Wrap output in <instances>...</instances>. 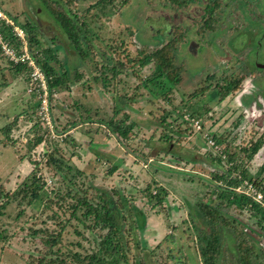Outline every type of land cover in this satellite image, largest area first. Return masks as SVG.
<instances>
[{"label":"rangeland","instance_id":"374dc122","mask_svg":"<svg viewBox=\"0 0 264 264\" xmlns=\"http://www.w3.org/2000/svg\"><path fill=\"white\" fill-rule=\"evenodd\" d=\"M96 1L62 0L66 8L79 13L85 12L87 20L96 31L99 30L103 38L101 43H96L95 60L83 62L69 48V41L52 17L48 0H0L1 7L10 15L16 16L20 21L28 19L37 23L39 32H42L46 40L53 35L50 29L54 30L61 42L58 41L52 48L62 62L71 66V78L74 70L82 73L80 83H72L70 89L60 87L53 91L51 113L58 130L67 121L84 118L88 114V108L91 109L92 116H95L93 111L99 114L93 118L107 119L114 104L120 109L117 118L128 114L130 121L127 124L135 122L127 144L112 135L106 125L92 121L70 130V141L76 142L74 146L70 141H53L49 146H61L65 158H69V163L88 173L95 186L105 189L121 188L133 198L138 208L145 213L146 222L144 228L136 233L137 238L142 243L145 242V248L140 249L133 245L132 253L142 256L141 260L145 264H202L195 246V235L190 229L193 225L191 215H195L193 218L198 226H204L195 207L196 202L208 200L210 204L217 205L220 201L217 195H207L211 181L206 178L209 177L206 169L217 170L221 165L225 169L229 166L224 150L226 143H231L237 151V148L249 146L262 138V145L257 153L250 157L244 156L242 161L243 168L255 174L264 160V104L256 102L255 105L252 99L249 100V93L245 92L248 87L242 85L238 91L229 94L222 101L208 99L211 109L198 117L201 123L199 131L192 126L193 130L188 127L190 132L178 142L160 140L164 127L160 122L162 116H166L173 123L177 121L183 128L187 123L181 121L180 116L188 111L186 109L199 108L201 102L197 99L201 96H205L204 100L210 98L207 95L214 83L226 74L232 64L226 60L228 39L220 33L216 39L223 42V47L214 46L211 49L205 42H200L199 34L195 36L194 31L201 22L199 13L203 8L200 0L190 2L185 9L177 12L162 0H128L123 4L121 3L124 0H114L112 5L101 4L89 12V6H93ZM176 25L182 26L186 35L179 44L176 59V64L181 66V82L175 86L170 101L155 98L148 86L136 88L139 79L133 70L137 69L141 78H144L151 72V65L139 68L135 64L133 69L126 62L128 69L119 74L121 81L117 83L115 90L111 86L110 91H106L95 81L94 74L99 73L102 58L100 53L105 52L103 45L109 42L114 44V39L119 38L126 42L129 56L134 58L139 46L144 47L146 52H151L167 41ZM224 27L222 25L221 29ZM228 33L230 32L225 34ZM191 39L199 44L197 55L188 49ZM123 56H116V62L118 63L119 58L124 63ZM8 67L9 64L0 57V128L20 115L18 126L12 131L13 137L10 136L11 140L0 133V185L12 191L32 171L30 156L34 154L33 159H39L44 142L30 153L29 145L25 141L34 138L33 131L29 129L36 125L38 105L34 95L27 92L26 80L17 78L8 83L10 80L5 77ZM207 74L209 77L206 79ZM200 86H208V89L190 98L188 95L193 94L195 88ZM122 87L126 89L125 99L119 97V94H123ZM243 88L245 90L242 92ZM168 111L171 113L169 116L165 115ZM238 117L242 118L236 124ZM39 127L36 125L34 129L38 133H44V128ZM56 132L50 131L53 137H59ZM205 134L209 138L212 134L225 135V143L222 141L217 144V148L211 146L212 149H209ZM209 150L213 151L211 155ZM212 155H216L215 158L220 156L222 164L219 159L213 160ZM111 168L113 171H109ZM40 172L51 185L48 177L50 172L46 166L42 165ZM235 175L236 172L230 174ZM259 177L264 178V171ZM152 180H156L168 191L163 206L153 208L144 196V187ZM45 189L49 192V187ZM218 207L238 220L239 228L255 242L260 254L259 261L263 260L264 229L256 224L251 213L227 202L218 204ZM39 211L37 204L18 203L15 199L4 207L0 215V231H3L4 236L0 239V264H30V255H36L35 248L39 246L38 241L31 238L30 228L45 226L40 222L44 215ZM168 234L169 238L164 239ZM68 237L76 238L74 234ZM83 243H86L85 240ZM228 250L227 246L224 260L229 255Z\"/></svg>","mask_w":264,"mask_h":264},{"label":"trees","instance_id":"16d2710c","mask_svg":"<svg viewBox=\"0 0 264 264\" xmlns=\"http://www.w3.org/2000/svg\"><path fill=\"white\" fill-rule=\"evenodd\" d=\"M125 1L128 0L122 1L121 4ZM162 1H164V4H169V7L176 12L185 9L190 3V0ZM114 2V0H97L93 6H89L88 11L90 12L95 6L106 3L112 5ZM48 6L54 21L69 41V48L81 61L93 62L95 53H97L96 43H101L103 38L100 36L99 30L96 31L87 20L86 13H79L66 8L62 0H48ZM212 13H210L211 19L209 17V21L201 20L197 29L199 34H202L206 28L214 29ZM10 16L25 30L30 55L47 79L51 105L53 91L60 89V87L70 89L72 83H80L82 73L74 70V76L71 78V70L69 71L71 66L62 62L56 50L52 48V45H55L58 41L61 42L54 30L48 28L53 35L49 40H46L42 32H39L37 23L28 19L20 21L16 16ZM2 33L15 49L20 47L21 41L17 40L10 28H5ZM185 35L184 28L176 25L172 28L167 41L151 52H146L144 47L139 46L137 56H134V58L129 56L130 52L126 48V42L116 38L114 44L109 42V44L103 45L105 52H99L102 58L99 64V73L94 74V79L106 91H110L111 86L115 90L117 83L121 81V78H118L119 74L128 69L126 62L128 65H132L133 69L136 66L135 64L139 68L151 65V72L144 78H141L137 69L133 70V73L139 79L136 88L148 86L152 89L151 93L155 98L160 97L170 101L175 86L181 82V66L176 64V59L179 44L184 41ZM122 54L125 58L124 63L119 58H117V63L116 56L119 57ZM0 57L9 64L5 73V77L10 80L8 83L21 78L26 80L28 87L30 67L26 63H14L8 60L1 47ZM80 60H76V62H80ZM237 88V80L226 79L223 82H215L209 95H207L210 98L207 97L204 100L205 96L199 97L197 100L201 102V106L199 108L188 107L186 110L190 113L188 111L185 113L190 117L198 118L211 109L209 100L216 98V101H222L229 94L236 91ZM207 89L208 86L197 87L194 93L188 96L193 98L194 95L201 94ZM121 90L123 94H119V97L125 99L126 89L122 87ZM34 97L38 105L39 100L35 95ZM132 99L131 97L130 100ZM190 102L192 103V101ZM119 111L117 104H114L112 113L107 116V119L101 117L95 119L93 117H97L99 114L97 111H93L95 116H92V111L88 108L86 109L88 114L84 118L80 117V120L67 121L61 130H58L54 116H52L53 124L55 123L54 131H57L56 135L59 137H53L44 120L40 116H36V125L44 128L45 132L38 133V130L34 129L36 125L32 126L29 130L33 131L34 138L26 140L25 143L29 145L31 153L35 147L44 142L43 150L39 153L40 158L33 159L34 154H32V157L30 156L33 166L32 171L22 179L14 190L9 191L3 185H0V215L4 207L14 199L18 203L37 204L40 209L39 212L44 215L40 218L41 224L45 225L44 227L30 228L31 238L36 239L39 244L35 248L37 254L30 255V264H145L141 260L142 256L132 253L133 245L140 249L145 248V242L142 243L137 238L136 233L144 228L146 222L145 213L138 208L133 198L124 193L121 188L105 189L95 186L88 173L69 163V158H65L61 146L58 144L54 147L49 146L53 141L58 143L70 141V130L82 123L92 121L106 125L112 135L127 144L126 141L130 140L132 136L135 122L131 121L127 124L130 121L128 114H124L123 118H117ZM184 114L182 116L178 114L182 119L181 121L187 123V126L183 128L177 121L173 123L168 121L166 116L161 117L160 122L164 127L162 128L160 140L173 143L185 137L190 130L188 127L192 129V125L190 120L184 119ZM165 115H171L170 111L166 112ZM19 121L20 115L15 116L0 128V133L6 139L11 140L10 136L13 137L12 131L18 126ZM173 126L174 128H172ZM224 137L225 135L217 134L210 136L216 144L222 141L225 143ZM48 138H50L49 141ZM12 141L15 140L12 139ZM70 142L72 146L76 143L74 141ZM261 145L262 138H258L249 146H242L235 151L231 143H226L224 150L227 154L226 162L229 163V166L225 169L223 165L217 170L206 169L209 175L206 178L211 181L208 186L211 188H208V196L217 195L218 200H220L218 204L227 202L240 210L246 209L251 213L250 215L255 219L256 224L264 229V206L251 195L235 190L237 186L246 188V181L253 183L258 190L264 193V178L259 177L264 171V160L255 174L250 173L242 166L243 157H250L257 153ZM208 147L211 148L210 145ZM211 152L213 153L209 150L210 155ZM215 156L212 155L213 160L219 159L222 164L221 157L217 156L215 158ZM42 165L46 166V169L50 172L48 177L50 183H52L51 185L47 183L40 172ZM109 171H113V168ZM233 172H236L237 175L230 176ZM90 174L94 177L92 172ZM254 176L256 177L254 178ZM201 177L198 176V178ZM46 187H49V192L45 189ZM143 192L147 202L153 208L163 206L168 194L167 189L159 185L156 180L149 182L144 187ZM218 204H210L208 200L196 202L195 207L204 226H198L195 218H193L195 215H191L193 225L190 223V229L195 235V246L198 248L202 264H264V259L259 261L260 254L250 235L239 228L238 220L222 212ZM71 234H74L76 238L68 237ZM169 236V234L166 235L164 239L169 238ZM2 238H4L3 231H0V239ZM84 240L86 243H83ZM227 246L229 255L224 260Z\"/></svg>","mask_w":264,"mask_h":264},{"label":"flooded vegetation","instance_id":"af4514ba","mask_svg":"<svg viewBox=\"0 0 264 264\" xmlns=\"http://www.w3.org/2000/svg\"><path fill=\"white\" fill-rule=\"evenodd\" d=\"M192 1L199 0H190ZM200 1L203 3V8L199 13V21L204 19L209 21L210 13L213 12L214 29L206 28L202 34H199L198 26L194 31L195 36L199 34L200 42H205L211 49L214 46L223 47V42L220 43L219 39H216L220 33L228 39L226 60L231 61L232 64L226 74L216 82H223L226 79L237 80L236 91L242 85H246L248 89L245 92L249 93L247 96L249 100L252 99L255 105L256 102L264 104V0ZM222 25H225L223 29H221ZM227 27L230 33L225 34L228 32ZM198 47V42L191 39L188 49L197 55ZM207 77H209L208 74L206 79ZM244 90L245 88L242 92ZM241 118H237L236 124L241 121Z\"/></svg>","mask_w":264,"mask_h":264},{"label":"built area","instance_id":"2783aa9c","mask_svg":"<svg viewBox=\"0 0 264 264\" xmlns=\"http://www.w3.org/2000/svg\"><path fill=\"white\" fill-rule=\"evenodd\" d=\"M10 28L11 31L15 34L17 40L21 41L20 47L15 49L3 36V30L5 28ZM25 30L23 27L18 25L15 20L8 15L0 5V47L3 54L8 58V60L13 61L14 63L22 62L26 63L30 67L29 71V84L27 87V92L36 96L38 103L37 114L42 120H44L47 128L53 132L54 124L52 120L51 105H50V91L47 85V79L40 69L36 65L34 59L31 57L28 50L27 40L25 38ZM185 120H190L191 125L197 130L201 129V123L198 118L190 117L187 113L184 114ZM204 137L209 143L210 146L217 148V144L208 137L207 134ZM203 137V138H204ZM246 188L242 186H237L236 191L251 195L256 201L261 203L264 206V193L256 188L253 183L246 182Z\"/></svg>","mask_w":264,"mask_h":264}]
</instances>
